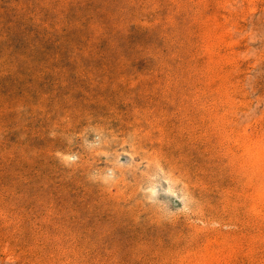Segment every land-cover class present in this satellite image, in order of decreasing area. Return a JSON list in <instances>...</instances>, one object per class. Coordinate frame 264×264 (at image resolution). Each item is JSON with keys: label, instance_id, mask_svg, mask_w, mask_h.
<instances>
[{"label": "rangeland", "instance_id": "1", "mask_svg": "<svg viewBox=\"0 0 264 264\" xmlns=\"http://www.w3.org/2000/svg\"><path fill=\"white\" fill-rule=\"evenodd\" d=\"M0 264H264V0H0Z\"/></svg>", "mask_w": 264, "mask_h": 264}]
</instances>
